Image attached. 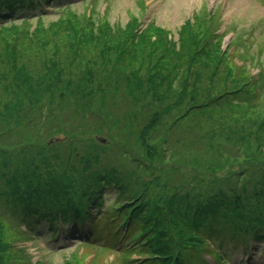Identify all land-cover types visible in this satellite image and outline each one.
Here are the masks:
<instances>
[{"label": "rangeland", "instance_id": "obj_1", "mask_svg": "<svg viewBox=\"0 0 264 264\" xmlns=\"http://www.w3.org/2000/svg\"><path fill=\"white\" fill-rule=\"evenodd\" d=\"M65 1L63 7L43 8L45 14L39 11L32 19L5 24L0 29V82L4 80L0 83V110L15 97L13 107L22 106L19 112H10L6 121L1 118L0 126L5 134H11V142L25 141L19 147L0 141V189L8 186L12 176L20 177L22 173L18 172L25 171L28 163L37 166L40 161L35 154L56 155L55 151L66 146L73 136L64 133L75 131L82 140L79 144L82 152L108 157L107 173L120 186L102 191L104 208H117L120 197L116 194L127 191L125 196L130 203L127 210L134 212L138 208L136 212L150 216L149 224H154V213L157 214L155 201L160 205L159 202L165 204L174 198L183 213L186 205L192 206L196 201L194 198L201 201L204 200L201 196L214 195L223 189L224 179L233 174L242 175L248 168L259 176V184L263 186H254L264 193V149L260 151L261 144L264 146V0ZM221 22L230 27L225 38L215 35ZM234 32L232 44L230 37ZM247 36L251 37L248 42ZM154 41L158 52L148 63L145 58L154 50L151 45ZM7 49L14 51L15 61L32 73L31 91L26 86L17 91L12 82H6L13 77L5 72L8 67L2 62L11 60L5 54ZM131 50L144 51L143 55L136 52V56L144 58L147 65L158 60L162 64L159 73L163 76L179 67L182 72L175 81L176 89L148 92L144 81L148 72L138 64L123 71L128 77L117 79V86L113 83L114 76L108 82L111 66L104 63L116 59L120 51L127 54ZM195 50L201 53L196 59L200 64L192 68L194 79L189 90L195 88L200 93L191 105L216 99L222 103L245 102L244 105L238 104L240 108L228 105L207 114L182 118L190 104H186V97L180 102L176 93L181 89L179 84L186 80V58ZM217 56L220 60H216ZM205 60L210 62L206 64ZM211 61L218 63L211 65ZM121 65L124 69L126 63ZM55 73L60 77L51 75ZM241 88L247 95L225 94ZM165 106L168 114L163 111ZM42 112L50 117L28 118ZM52 123L60 134L48 133ZM35 129L47 134V145L44 150L25 151ZM49 137L58 138L57 144L49 142ZM30 143H36L35 139H30ZM237 151L246 155L241 158ZM231 153L237 157L231 159L236 160L228 157ZM225 157L229 162L224 161ZM95 167H99L97 163ZM70 169L67 167L65 173L75 182L87 178V172L82 169ZM94 178L102 182L101 177ZM243 183L236 182L240 186ZM73 187L76 195L66 204L72 208L62 210L78 214L93 194L84 197L82 192H77V185ZM71 191L66 190L69 194ZM14 204L12 210L0 203L1 241L6 247L1 255L2 264H124L119 254L127 239L116 246L104 239L92 241L95 246L82 245V239L77 237L74 240L58 237L55 242L46 243L38 236L29 237L22 224L14 220L16 213L24 208L21 200ZM117 223L96 220L97 225L109 232L108 240L113 239L112 230ZM38 229L45 233L44 228ZM199 239L202 243L203 239ZM239 247L221 264H264L263 246L259 251L252 250L248 259L240 256ZM203 249V246L187 247L181 251V259L187 256L191 260L185 264H193L197 260L194 258L202 256ZM141 253H132L130 257L135 259ZM206 260L210 261L207 257Z\"/></svg>", "mask_w": 264, "mask_h": 264}, {"label": "trees", "instance_id": "obj_2", "mask_svg": "<svg viewBox=\"0 0 264 264\" xmlns=\"http://www.w3.org/2000/svg\"><path fill=\"white\" fill-rule=\"evenodd\" d=\"M55 1L59 2V0H0V29L13 22L32 19V17H35L39 11L43 12L42 8L44 5L50 6ZM155 44L154 41L153 44H151L154 50L146 55L145 59L148 63L152 56L158 52L155 50L157 48ZM195 44L197 46L198 43ZM122 47L121 43L120 49H122ZM10 51L7 49L5 54L10 57L11 60L8 62L2 60V62L5 63V66L8 67L5 72L13 75L12 81L6 80V82H12L13 89L17 91L21 90L23 86H26V89L31 91V82L33 80L32 73H28V70L23 64H19L17 60L15 61V52ZM136 52L140 55L144 54V51L142 50H131L127 54H125V51H120L118 52L116 59L104 63V66H111L109 73H107L108 82H110L114 76L113 83L117 86V82L121 81L122 76H124V78L128 77L123 71L132 64H134L133 67L137 66L135 64H138L139 67L144 68L148 72V75L144 80L148 92L155 93L157 89L162 88H165L167 92L176 89L175 81H177V76L182 72L179 67H177L178 69H174L173 72L170 70V73L163 76L159 73L162 70V64L158 60L155 61L153 65H147L144 58L136 56ZM196 52V50L193 51L192 55L190 53L186 58V80L179 84L181 89L178 88L180 91L176 93L178 98H180V102H183L186 97V104H190L186 109V114L182 118H190L198 114H207L208 112L213 111V109L226 107L228 105L236 108H240V104L244 105L245 102H239L238 105L235 101H231L230 99L227 100L231 101L230 103H222L219 99H216L205 104L196 105L195 103L191 105V103L197 100L200 93V90L195 88L189 90L191 82H193L194 79L192 68L196 64H200L196 62V59L201 53ZM216 60H220L218 56ZM123 62L126 63L124 69H122L121 65ZM161 62L165 61L162 60ZM209 62L210 61L208 60L204 61L206 64ZM217 63L218 62L211 61V65H216ZM204 66L206 65L202 64V67ZM91 73L92 72L89 70L88 74ZM53 74H51L53 77H60L58 73H55L56 75ZM172 76H174L173 81L170 80ZM6 77L7 74L4 73V79H6ZM3 82L4 80L0 83ZM138 83V85H141V82ZM241 93L247 95V92L242 88L237 89L234 92H226L225 94L238 95ZM238 99L240 100V97ZM16 100L17 97L12 100V103L6 104L2 107V110L0 111L3 112H0V119L2 118L6 121L9 118L10 112H19L22 106L16 108L13 107V103ZM153 101L161 104L157 100ZM168 110L167 106L163 109L166 114H168ZM80 113L82 112L80 111ZM49 117L50 116L47 113L42 112L41 114L33 117L29 116L28 118ZM66 118L69 117L67 116ZM86 118L92 117L86 116ZM260 125L262 126V122ZM2 128L3 127L0 126V141L6 142V145L11 143V145L8 146L19 147V145L25 143V141L21 142L22 139H14V141L11 142V134H5ZM48 133H50V135L59 133L53 123L50 124V131ZM64 134L68 136L73 134V136H70V139L68 138L70 141L66 146H61L58 151H55L57 157L54 154V156L48 155L47 157L39 153L35 154V158L37 157L40 163L37 164V166L28 163L30 166L28 167L27 165L25 171L18 172L22 173L20 177L16 178L12 176L10 180L7 181L8 186H3V188L0 189L1 204L5 203L9 208L11 207L12 210H14V203L20 200L22 201L24 208L16 213L14 220L28 223L31 229H34L35 224H37L38 221L40 225H48L49 229L53 230L52 224L57 217L56 209L72 208L66 204L72 196L76 195V189L73 187L75 185H77V192H82L84 197L87 196L88 193L93 194V197H90V200H94L97 193H102L98 192L99 189H104L102 185L114 186L116 189L120 188L116 183V178L109 176V173H107L108 168L110 167V162L107 156L82 152L79 145L82 140L78 139L80 135H76L77 132L75 131ZM47 137L46 133H43V131L38 132L35 129L31 137H29L28 143L24 147L25 151L29 150L34 152L37 149L42 150L44 145H47ZM54 137H49V139H53ZM30 139H35L37 144L30 143ZM263 149L264 146L261 144L260 151L263 152ZM226 154L228 155L229 153ZM237 154L243 158V156L246 155V152L241 151ZM88 155H91V157L86 158ZM257 156L259 157L260 154L257 153ZM226 157L224 158V161L229 162ZM228 157L230 159H237L233 153ZM249 157L251 158L252 156ZM96 163L99 167L93 168ZM67 167L74 170L82 169V171L87 172V178H81L75 182L73 177L66 175L65 169ZM94 176L101 177L99 181L102 180V182L98 183ZM83 180L86 181L87 186H84L86 184ZM242 181L245 182L242 186L236 184V182ZM259 183V176L255 170L248 168L242 175L233 174L228 180L227 178L224 179L222 184L224 185L223 189L217 191L214 195L201 196L200 199H204L201 201H197L199 198H194L193 200L196 201L192 202V206L186 205V210L183 213L180 210L177 200H174V198L166 201L165 204L161 201L159 202L160 205L155 201L153 206L157 214L154 213L155 221L150 228H148L151 219L150 216L136 212L138 210L137 208L134 212H131V229L132 231H138L137 233H140L145 232L144 228H147V233L145 232V234L148 236L144 237L139 236L140 234H131L130 241L134 240V238H138L139 241L143 242L139 245L128 247V253L131 252V254L127 253L122 255L125 258H129L133 254L142 252L140 255L144 257L147 256L146 258H148L144 261H136L133 264H185L184 262L191 258L186 256V258L183 257L181 259V251L187 249V247L200 248L203 246L205 252H209L213 257L216 256L214 259L211 256L213 264H218L228 260L225 256H221L218 251L230 255L238 248V246H240V249L246 250V247L255 242L263 244L264 247V193L261 194L260 188L254 186L262 185ZM93 184L94 186L92 187ZM237 186L240 187L234 188ZM66 190L72 191L69 194ZM125 194H127V191L121 194H116L120 197L119 206L123 211L128 209L130 205ZM225 194H229V197L226 198ZM106 211L107 213H113L112 210H109L108 208ZM123 216L122 213V217ZM70 217L74 219V213H72ZM135 220L139 221L138 224L135 222L132 223ZM199 238L203 239L202 243ZM1 240L0 230V264H2L1 255L6 251V247L2 244ZM197 242L199 244L201 243V246H198ZM248 243L250 244L248 245ZM215 246H217V250ZM151 247L154 249L152 250ZM195 259L197 260L193 264H209L201 258L196 257L194 260Z\"/></svg>", "mask_w": 264, "mask_h": 264}, {"label": "bare ground", "instance_id": "obj_3", "mask_svg": "<svg viewBox=\"0 0 264 264\" xmlns=\"http://www.w3.org/2000/svg\"><path fill=\"white\" fill-rule=\"evenodd\" d=\"M151 249L153 250L154 248H153V247H151Z\"/></svg>", "mask_w": 264, "mask_h": 264}, {"label": "water", "instance_id": "obj_4", "mask_svg": "<svg viewBox=\"0 0 264 264\" xmlns=\"http://www.w3.org/2000/svg\"><path fill=\"white\" fill-rule=\"evenodd\" d=\"M102 143H104V141H102Z\"/></svg>", "mask_w": 264, "mask_h": 264}]
</instances>
